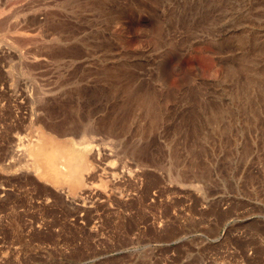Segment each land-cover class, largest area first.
<instances>
[{
	"label": "rangeland",
	"instance_id": "1",
	"mask_svg": "<svg viewBox=\"0 0 264 264\" xmlns=\"http://www.w3.org/2000/svg\"><path fill=\"white\" fill-rule=\"evenodd\" d=\"M87 126L84 187L14 161ZM0 264H264V0H0Z\"/></svg>",
	"mask_w": 264,
	"mask_h": 264
},
{
	"label": "bare ground",
	"instance_id": "2",
	"mask_svg": "<svg viewBox=\"0 0 264 264\" xmlns=\"http://www.w3.org/2000/svg\"><path fill=\"white\" fill-rule=\"evenodd\" d=\"M138 98L139 100L141 99L140 96ZM134 105H136V103H134ZM135 120V124H137L136 126H140L138 125L140 124L139 120ZM38 127L35 126V129ZM36 130L37 132L44 131L39 129ZM64 135L67 136L66 134ZM80 137L81 140L78 142L74 140H61L60 138H54L50 134L46 133L42 136L30 138L26 142L22 141L19 143V147L23 150L24 154L23 156L19 155L20 158H14V161L15 159H21V161L25 160L26 163L23 161L22 163H25L24 165L26 166H32L36 172H39L40 176L47 178L58 186H67L69 188L85 186V176L92 169L90 160L91 156L89 154L94 150L95 144L98 146L97 150L100 156L105 151L106 155H116L120 161L118 162H122V152L124 151L123 149L125 145L117 133L103 132L99 129L96 130L95 128L93 129V127L91 128L90 126H87L84 128L83 132H81ZM136 146L138 148L139 144ZM137 148L135 152L140 149ZM135 155L136 154L134 153V156ZM137 155L135 157V163L137 168H139L140 160ZM120 166L116 168L117 166L114 164V170L108 174L114 178L119 176L121 173L125 174V166L121 164ZM134 173L137 174L138 172L134 171Z\"/></svg>",
	"mask_w": 264,
	"mask_h": 264
}]
</instances>
